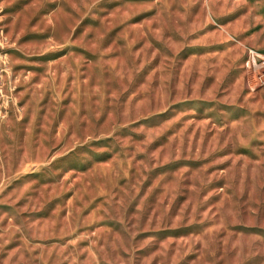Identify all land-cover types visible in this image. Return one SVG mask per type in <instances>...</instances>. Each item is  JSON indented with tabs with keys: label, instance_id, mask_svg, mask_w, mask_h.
Instances as JSON below:
<instances>
[{
	"label": "rangeland",
	"instance_id": "374dc122",
	"mask_svg": "<svg viewBox=\"0 0 264 264\" xmlns=\"http://www.w3.org/2000/svg\"><path fill=\"white\" fill-rule=\"evenodd\" d=\"M264 0H0V264H264Z\"/></svg>",
	"mask_w": 264,
	"mask_h": 264
},
{
	"label": "built area",
	"instance_id": "2783aa9c",
	"mask_svg": "<svg viewBox=\"0 0 264 264\" xmlns=\"http://www.w3.org/2000/svg\"><path fill=\"white\" fill-rule=\"evenodd\" d=\"M248 64L255 68L264 69V56L258 53H251L248 57Z\"/></svg>",
	"mask_w": 264,
	"mask_h": 264
}]
</instances>
